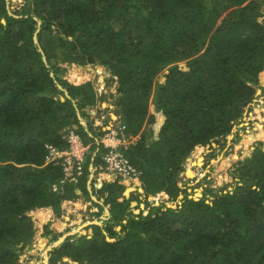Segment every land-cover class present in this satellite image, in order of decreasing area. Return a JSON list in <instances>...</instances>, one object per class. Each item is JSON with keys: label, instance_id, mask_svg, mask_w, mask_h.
Instances as JSON below:
<instances>
[{"label": "trees", "instance_id": "obj_1", "mask_svg": "<svg viewBox=\"0 0 264 264\" xmlns=\"http://www.w3.org/2000/svg\"><path fill=\"white\" fill-rule=\"evenodd\" d=\"M22 1L10 15L0 0V264L21 260L34 231L40 235L45 222L49 232L51 211L61 218L75 196L74 185L51 192L63 175L45 159L49 146L67 148L63 137L73 126L81 137L77 114L85 117L98 102L101 79L79 68L87 66L108 72L124 133H140L120 151L142 172L146 197L185 196L176 208L151 204L146 215H135L136 199L123 195L128 182L104 180L92 188L109 222L93 226L87 246L79 247L83 237H67L51 254L80 264H264V138L234 170L232 192L219 190L229 179L227 158L213 164L211 186L219 192L205 190L194 200L179 182L186 158L226 141L264 86V0ZM62 65L73 66L72 84ZM89 79L94 86L82 84ZM97 148L86 174L90 163H103V150L95 145L92 152Z\"/></svg>", "mask_w": 264, "mask_h": 264}, {"label": "rangeland", "instance_id": "obj_2", "mask_svg": "<svg viewBox=\"0 0 264 264\" xmlns=\"http://www.w3.org/2000/svg\"><path fill=\"white\" fill-rule=\"evenodd\" d=\"M7 3L10 6V15H12L15 10H20L23 5L22 0H7ZM37 24L38 26H40L39 21L37 22ZM61 67L67 69L64 78L67 80V82L72 84V82L69 81L68 77L70 72L72 71L73 66L62 65ZM97 67L98 66L79 67L82 69H87L86 71H83L84 74H88L89 76L92 73L94 75L96 74L97 77H93V79H101V81L97 80L96 84L102 86L101 88H97V91H95L94 87V91L96 94L95 96L96 98H98V102H96L95 106L90 108L86 107L84 109V113L86 115L85 117H81V114L79 112L77 114L80 117L79 120L82 126V129L79 130V134L81 135L84 144L92 145L90 152L85 158L84 168H86L87 166L89 154H91V152L95 148V142L92 136H95V139H99L100 136H102L105 132H109L110 130L119 131L124 126L120 121V117L115 114V111L117 110L114 103L115 98L117 97V95H115V84H112L108 87L106 84L109 76L108 72L103 69V72L99 74L97 73ZM87 82H92L93 86L95 84L92 79L84 81L82 84ZM103 103H107L105 108H102ZM83 121L85 122V124L82 123ZM244 127L246 128L245 130H243ZM259 127L264 131V86H262L261 89L257 91L256 98L253 101L251 108L247 111V113H245L242 123L237 127H234V129L232 130V135H230L226 141L223 140L222 142H220V144L213 143L215 147H207L205 150V154H203L202 156L196 157L194 155L186 158L185 162L183 163L184 170L179 176V182L182 189H184V187L186 186V193L188 194L189 198L198 200L202 197L205 190H212L214 194L219 192V190L223 191L224 193L226 191H233L235 185L238 182V178L234 170L237 168L239 162L242 161L244 157L251 156L253 148L258 140L264 138V135L259 137ZM89 130L93 135L91 134V132H89ZM238 132L240 135V139L237 140L234 136ZM128 136H131V141L136 140L137 142L140 139V133L135 136ZM243 142H247L246 145L248 148H245ZM100 154L102 153L100 152ZM226 158L229 160V164L226 170V174L228 175L229 179L226 180L222 178V180L224 181V186L216 191V189L211 186L213 181L211 175L214 171L213 164L216 162L222 164ZM199 160H201V162L198 164ZM188 161L196 166L198 174H196L195 169L190 165V163L187 169L186 164ZM187 171L193 173V177H188ZM100 177L102 178L100 182L104 180H115L114 176L111 175L107 179V174L101 176L96 173L93 177L88 176L85 180L86 188L88 191L87 194L83 186L85 177L80 178L75 189L74 198L69 201L68 199L70 197H65V200L69 201V203L66 205V209L61 213L62 217L56 218L54 215H52V218L55 221L54 223H52V221H48L49 232L46 231V233L43 234V236L41 237L42 240H37L39 233H36V230L34 231V235L36 236H34L32 244L29 245L30 251H26V255L31 254V256H28V258L26 259L25 257H22L23 259L21 258L22 260L17 261L16 264H48V251L51 250L50 248L53 246L52 243H57L59 246L60 243L63 242V240L67 237H74L72 241H77L79 240V238L83 237V239H85L86 241L83 239L79 241L80 248H82V246L85 247L90 243L87 240H90L92 237V230L94 232L93 226L97 225L99 227H103V225L105 224L104 222H109L110 220L109 212L106 213V207L103 206L102 209L96 207L97 203L102 205L103 201L93 193L92 186L96 187V184L100 183L97 181V179H99ZM141 180V178H134L127 180L128 183L124 184L126 189L123 195L125 194L127 189L130 190V192L126 196L124 195L125 198L129 199L131 195H133V197L136 199L131 202L134 204V206H131L130 203V208L135 215H138L142 211L143 215H146L151 204L152 206H159L163 203L167 208H176L177 206L182 204L185 193H181L175 201H171L169 196L162 192L153 196L150 195L146 197V192L142 188V186L147 187V184H145ZM72 184L73 182L68 181V185ZM95 187L94 189L97 188ZM197 192H200V194L196 197V195L198 194ZM207 198V202L210 203L212 200L211 195H208ZM72 205H74L79 213L75 212L73 209H70ZM68 209H70V211ZM114 230L116 232H119L120 227L116 226ZM109 236V232L104 231V237L107 239V241H114L111 240ZM98 241L102 242V237H99ZM66 251H68L72 255L73 252L77 250L68 248ZM45 252L46 262L44 261ZM56 256L57 253L52 255L51 264H56V262L58 261V258ZM77 263L80 264L79 262ZM62 264L74 263L66 261Z\"/></svg>", "mask_w": 264, "mask_h": 264}, {"label": "built area", "instance_id": "obj_3", "mask_svg": "<svg viewBox=\"0 0 264 264\" xmlns=\"http://www.w3.org/2000/svg\"><path fill=\"white\" fill-rule=\"evenodd\" d=\"M124 130L125 126L119 131L110 130L100 136L99 139H95V145L103 150L101 155L103 163L96 166L90 163L87 177H93L96 173L101 176L105 174L115 176L124 181L141 177L142 172L138 171L120 151V149L126 150L136 142V140L131 141V136L124 133ZM63 138L67 143V148L56 150L49 146L48 156L45 159V165L59 166L62 171L63 177L58 182H54L50 188L51 192L55 194L62 192L64 186L68 185V181L77 186L78 180L84 177V162L91 147V144H84L82 138L73 129L66 131ZM98 154V148L89 154L92 162ZM101 179L100 177L97 181L100 182Z\"/></svg>", "mask_w": 264, "mask_h": 264}, {"label": "crops", "instance_id": "obj_4", "mask_svg": "<svg viewBox=\"0 0 264 264\" xmlns=\"http://www.w3.org/2000/svg\"><path fill=\"white\" fill-rule=\"evenodd\" d=\"M86 175H87V174L85 173L84 177H86ZM72 185H74V184H72ZM74 186H75V185H74ZM87 192H88V191H87ZM89 192H90V191H89ZM90 193H91V192H90ZM87 204H88V203H87ZM65 209H66V208H65ZM95 210H96V208H95ZM69 213H70V212H69ZM52 215H53V213H52V211H51V217H50V219L48 220V221H50V222H51L52 219H53V218H52ZM33 218H34V216H33ZM44 223H45V222H44ZM44 223L42 224V232H41V234L38 236V239H37V240H42L41 237H42L43 234L45 233V232H44ZM34 224H35V218H34ZM34 229H35V227H34ZM50 232H51V231H50ZM51 233H52V232H51ZM34 236H36V235H34ZM33 239H34V237H33ZM64 240H65V239H64ZM64 240H63V241H64ZM61 241H62V240H61ZM61 243H62V242H61ZM61 243H60V244H61ZM54 244H55V243H52V245H54ZM50 245H51V244H50ZM54 248H55V247H54ZM52 249H53V248H52ZM52 249H51V250H52ZM48 253H49V251H48ZM64 258L66 259V261L73 262V263L75 262V261H73L72 259H69V258H67V257H63L62 259L64 260ZM48 259H49V256H48ZM62 259H61V260H62ZM66 261H65V262H66ZM60 263H61V262H59V260L56 262V264H60Z\"/></svg>", "mask_w": 264, "mask_h": 264}, {"label": "water", "instance_id": "obj_5", "mask_svg": "<svg viewBox=\"0 0 264 264\" xmlns=\"http://www.w3.org/2000/svg\"><path fill=\"white\" fill-rule=\"evenodd\" d=\"M36 42V41H35ZM43 60H44V57H43ZM56 77L57 78H59V79H62L63 77H62V75H60V74H58V75H56ZM58 88L59 89H61V90H63L60 86H58ZM64 92H65V95H66V97H68V95H67V92L64 90ZM61 101H64V99L61 97ZM79 117V116H78ZM80 118V117H79ZM73 129L74 130H77V127L76 126H73ZM212 147H215V145L213 144L212 145ZM125 196H126V194H124ZM195 198V197H194ZM194 200H197V199H194ZM131 206H134V204L133 203H131ZM106 211L107 212H109L107 209H106ZM67 236H69V235H67ZM61 242V241H60ZM58 246V244H54L50 249H52V248H54V247H57ZM64 261H66V259L64 258ZM74 264H78L77 262H74Z\"/></svg>", "mask_w": 264, "mask_h": 264}, {"label": "flooded vegetation", "instance_id": "obj_6", "mask_svg": "<svg viewBox=\"0 0 264 264\" xmlns=\"http://www.w3.org/2000/svg\"><path fill=\"white\" fill-rule=\"evenodd\" d=\"M92 233H93V230H92ZM92 233H91V235H93ZM51 252H52V250H49V253H48V256H49L48 264H51V257H52ZM28 256H31V254H27V256L25 255V256H23V257H25V259H26V258H28ZM22 259H23V258H22ZM22 259H21V260H22ZM61 259H62V258L59 259V262H61L60 264H62L63 262H65L63 259H62V260H61Z\"/></svg>", "mask_w": 264, "mask_h": 264}, {"label": "bare ground", "instance_id": "obj_7", "mask_svg": "<svg viewBox=\"0 0 264 264\" xmlns=\"http://www.w3.org/2000/svg\"><path fill=\"white\" fill-rule=\"evenodd\" d=\"M82 123L85 124L84 121H83ZM244 145H245V148H248L246 144H244ZM200 162H201V160L198 161V164H199ZM214 164H215V163H214ZM129 192H130V190L127 189L126 192H125V194L127 195ZM197 196H199V194H197L196 197H197ZM73 207H74V205H72L70 208H73ZM106 213H108V212L106 211ZM56 244H57V243H56ZM44 254H45L44 261L46 262V252H45Z\"/></svg>", "mask_w": 264, "mask_h": 264}, {"label": "clouds", "instance_id": "obj_8", "mask_svg": "<svg viewBox=\"0 0 264 264\" xmlns=\"http://www.w3.org/2000/svg\"><path fill=\"white\" fill-rule=\"evenodd\" d=\"M28 249L30 250V248H27L26 250L28 251Z\"/></svg>", "mask_w": 264, "mask_h": 264}]
</instances>
